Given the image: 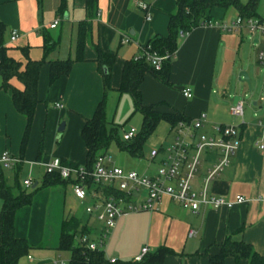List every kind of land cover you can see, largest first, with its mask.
Returning a JSON list of instances; mask_svg holds the SVG:
<instances>
[{
  "label": "crops",
  "instance_id": "obj_1",
  "mask_svg": "<svg viewBox=\"0 0 264 264\" xmlns=\"http://www.w3.org/2000/svg\"><path fill=\"white\" fill-rule=\"evenodd\" d=\"M85 1L0 0V22L5 27L3 38L7 53L22 64L28 59L45 61L39 70L38 102L23 146L26 119L14 109L10 90L0 89V154L8 151L20 160L12 168L0 166V182L11 187L17 179L20 187L25 188L23 181L29 179L31 189L33 185L38 187L31 203L15 213L16 237L32 246L17 264H64L69 260L70 252L64 260L58 243L61 222L65 216L72 215L70 203L77 200L72 193V180L48 186H42V182L45 165L54 158L85 166L86 148L81 129L104 95L96 48L115 57L110 69L111 90L105 98L107 109L111 100L129 98V93L117 91L123 64L137 55L153 36L167 34L169 16L175 13L177 5V0H96L95 13L89 20L90 36L81 52L82 60L73 63L68 75L50 84L49 61L76 57L77 25L88 19ZM140 2L149 6V20L145 19L146 12L140 8ZM207 13L211 20L220 22L239 16L234 7H213ZM56 19L57 25L50 28ZM12 31L17 32L13 41L10 40ZM181 32L169 63L167 84L146 72L139 87L141 102L155 106L160 112L181 114L188 121L203 113L205 122L198 130L199 135L211 134L214 124L234 126L238 149L229 166L207 189L226 200L242 196L245 201L230 209L200 208L193 213L164 197L154 203L155 210L127 212L116 220L103 248L108 264H134L143 248L152 253L161 246L171 253L160 264H208L207 255L216 253L219 243L227 236L250 244L264 256V113L251 107L246 114L243 110L239 119L229 112L233 99L240 100L230 89V83L236 71L245 72V33L243 29L228 32L214 26H197L185 35ZM65 36L68 50L63 56ZM125 36L129 41L122 44L120 41ZM45 41L56 42L47 53L43 49ZM262 44L261 36L252 38L255 54ZM11 84L22 88L16 78ZM185 87L191 89L190 98L182 94ZM131 101L133 104L132 98ZM256 104L254 102L253 106ZM61 123L63 129L58 131ZM131 128L136 136L140 128ZM211 159L204 158L198 169L194 179L196 190L202 186L205 168L211 164ZM23 173L29 177L25 178ZM32 177H35L34 182ZM84 185L87 197L90 192H96L93 185L87 182ZM96 193L101 196V191ZM1 207L0 199V210ZM86 216L82 213L79 219ZM88 216L96 220L93 215ZM92 221L84 222L89 229L88 237L94 234L98 237L101 224L96 228ZM190 229L195 230V236L188 235ZM224 264H247V260L236 263L226 258Z\"/></svg>",
  "mask_w": 264,
  "mask_h": 264
},
{
  "label": "trees",
  "instance_id": "obj_2",
  "mask_svg": "<svg viewBox=\"0 0 264 264\" xmlns=\"http://www.w3.org/2000/svg\"><path fill=\"white\" fill-rule=\"evenodd\" d=\"M96 0H86V10L88 19L82 20L77 25L76 34V57L75 59L53 60L49 61V83H53L60 76L69 74L75 61L82 60L81 52L90 36L89 20L95 13ZM176 11L169 16L167 34L165 36L155 35L147 43L150 51H155L160 55L173 54L177 48V39L179 32H189L201 22L210 19L208 11L213 7L229 8L234 7L242 19L254 18L262 21L256 13L258 0H247L241 3L239 0H177ZM4 25L0 22V89L10 90L11 101L16 112L26 119V127L22 138V146L25 144L26 137L32 122L34 110L38 102L37 83L39 70L44 60L28 59L24 64L11 57L4 43ZM56 42L45 41L43 45L44 52L47 53L54 48ZM97 63L102 69V81L104 95L97 104L93 115L85 119L81 129V138L86 148L85 169L92 171L96 157L100 154V149H105L113 138L117 141L120 148L126 150L133 156H141V145L149 134L153 132L159 121H165L170 128L179 121H188L181 114L160 112L155 106H145L141 102L140 83L146 72L152 73L161 82L167 84L168 70L170 60L163 62L160 70L156 71L145 60L126 61L121 70L119 87L120 93H129L134 105L135 112L140 113L141 126L139 132L132 141H124L118 137L117 129H111L108 133L106 129V94L110 87V69L114 62V55L106 53L96 48ZM16 78L22 88H16L11 84L12 79ZM65 165L77 166L71 163ZM65 181L61 179L57 172L46 173L43 178L42 186L55 185ZM71 181V180H70ZM74 182V180H72ZM88 185L93 183L88 179ZM38 187L33 189L21 188L16 179L14 185L7 186L0 182V199L2 207L0 210V264H17L18 260L29 253L32 246L22 238L16 237L14 233V218L18 209L31 203L32 196ZM94 191H101V197L107 198L110 195H121L118 191L108 185H95ZM88 227L74 215H67L61 222L58 250L69 251L70 257L67 264H108L103 248L90 249L85 243L78 241V237H88ZM93 241V240H89ZM171 253L166 247H158L152 253L143 255L139 262L134 264H160L164 257ZM226 258H232L236 263L242 259L247 260V264H264V256L257 253L250 244L242 240H234L231 237H225L218 245V251L207 255L208 264H224Z\"/></svg>",
  "mask_w": 264,
  "mask_h": 264
},
{
  "label": "built area",
  "instance_id": "obj_3",
  "mask_svg": "<svg viewBox=\"0 0 264 264\" xmlns=\"http://www.w3.org/2000/svg\"><path fill=\"white\" fill-rule=\"evenodd\" d=\"M140 8L146 12L145 19L151 17L147 13L149 6L139 3ZM58 19L54 20L49 27L53 28L57 25ZM199 26L218 27L220 30L234 32L248 28L250 36L253 38L256 34L263 38V44L257 52V62L264 65V23L257 19H242L237 17L232 21L220 22L215 20H205ZM185 35V33H180ZM17 37V32L12 31L10 40L13 41ZM129 41L127 36L121 39L122 44ZM173 54L160 55L155 51H150L149 45L141 48L140 52L132 59L138 61L145 59L154 70L161 69L163 62L172 59ZM182 94L186 98L191 97V89L185 87ZM56 107H61L56 104ZM229 112L231 115L242 118L243 101L237 100L233 103ZM205 122V115L202 113L196 119L189 121H179L171 127L174 138L170 145L166 148L152 149L149 154L150 160H154L158 155L163 157L158 162L157 170L151 176L139 175L132 170H123L120 167L113 166L110 158L106 154L96 157L93 170L87 171L82 166L65 165L61 159L54 158L46 163V173L57 172L61 179L74 180L72 182V193L74 197L83 201L87 197V189L84 183L89 179L95 185H108L118 191L121 195H110L102 198L96 192H90V198L95 200L93 205L85 207V212L93 215L97 221L101 223L99 236L94 241H89L86 236L78 237V241L85 243L88 248H103L105 241L114 228L116 220L123 214L130 211L155 210L154 203L161 198L176 203L184 210L193 213L198 212L200 208L206 209H230L236 204L243 203L245 200L242 196H236L234 200H226L223 197L215 196L207 189L208 184L216 179L220 173L230 164L231 158L238 149L236 140V130L232 125L214 124L212 132L209 135H199L198 130ZM135 136V130L129 128L122 131L121 137L124 141H130ZM204 158L211 159V164L205 168L202 186L199 190L195 189L194 179L201 167ZM207 161V160H206ZM20 160L8 151L0 154V166L4 168L15 167ZM31 180L23 181L25 188H30ZM143 190L145 199L141 200L133 197L134 192ZM100 199V200H99ZM131 201H133L131 203ZM193 229L188 231L189 236H195ZM147 253V249L141 250V255L136 257L134 261L139 262L143 255ZM111 262H114L112 260ZM53 264H57L54 262Z\"/></svg>",
  "mask_w": 264,
  "mask_h": 264
},
{
  "label": "rangeland",
  "instance_id": "obj_4",
  "mask_svg": "<svg viewBox=\"0 0 264 264\" xmlns=\"http://www.w3.org/2000/svg\"><path fill=\"white\" fill-rule=\"evenodd\" d=\"M256 13L257 16H259V18H262V22L264 23V0H258ZM242 29L245 33L244 34L245 45L243 48V60L245 62L244 68H245V72L248 75L250 90L248 84L238 79V73L242 70L238 72L236 71L234 73V76L230 83V89L232 90L233 93H236L237 95L240 96V100L243 101V110L245 114L247 113L248 108L251 107H254L255 111H258L260 114H262L264 113V65H261L257 62V52L255 54V51L253 50L252 37L248 32V28L243 27ZM256 37H260V35L256 34ZM67 50H68V39L65 36L63 38V48L61 54L65 56ZM127 97H129V98H125L127 100H124V98H122L121 101H119L117 98L111 100L109 107L107 106L106 109L107 132L109 133L111 129L116 128L120 140L123 129H127L129 127H135L136 129L139 130L141 124L140 113L133 111V104L131 98L129 95ZM254 102L257 103L256 106H253ZM173 138L174 135L171 131L169 124L162 120L158 122L153 132L149 134L147 138L143 141L141 145V152H142L141 156H133L130 153H128L126 150L120 148L119 145L117 144V141L114 138L110 140L108 146L105 149H100L97 152V154L100 155L106 154L110 158L112 165L119 166L124 170H132L139 175L151 176L156 172L158 167V162L163 157V155L160 154L157 156L156 159L150 160L149 158L150 151L152 149H159L160 147L166 148L168 145L171 144ZM130 141H132V139ZM23 176L25 178L29 177V175L26 173H23ZM32 179L34 182L35 177H32ZM92 187L94 188L95 184H93ZM133 197H137L141 200L146 198L143 190H140L139 192H134ZM95 200L98 201V199ZM95 200L90 197H86L83 201L72 200V202L70 203V207L72 208L73 211L72 215L74 214V216L79 219L82 213H86L85 207L89 205L90 206L93 205ZM132 202L133 201H131V203ZM86 215L87 216L85 217V219L82 218L80 221L84 223L87 221V219H90V221L93 220L94 222L92 221V223L94 227L99 228V225L101 223L99 221L94 220V218L93 219L89 218L90 217L88 216L89 214L86 213ZM96 239H97L96 234L89 236V240L94 241ZM67 253L68 251H63L61 254L64 260L66 259ZM50 260L53 261L54 258ZM64 264H67V259L64 262Z\"/></svg>",
  "mask_w": 264,
  "mask_h": 264
},
{
  "label": "water",
  "instance_id": "obj_5",
  "mask_svg": "<svg viewBox=\"0 0 264 264\" xmlns=\"http://www.w3.org/2000/svg\"><path fill=\"white\" fill-rule=\"evenodd\" d=\"M238 79H239L240 81H242V82L248 84V87H249V79H248V75H247L246 72H240V73L238 74ZM249 90H250V87H249ZM237 100H238V98L235 97V98L233 99V103H235ZM62 129H63V123H61L60 127L58 128V131H62ZM34 187H35V185L32 186V188H34Z\"/></svg>",
  "mask_w": 264,
  "mask_h": 264
}]
</instances>
